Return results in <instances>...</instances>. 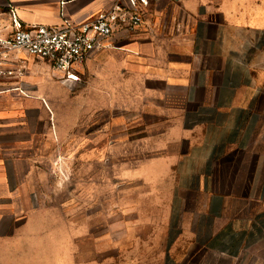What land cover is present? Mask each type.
I'll return each instance as SVG.
<instances>
[{"label":"crops","instance_id":"obj_1","mask_svg":"<svg viewBox=\"0 0 264 264\" xmlns=\"http://www.w3.org/2000/svg\"><path fill=\"white\" fill-rule=\"evenodd\" d=\"M112 1L0 0V30L10 7L24 23L59 24L62 13L84 21ZM81 68L98 109L111 79L113 106L127 94L130 117L139 111L152 127L143 136L152 153L129 175L167 191L163 253L182 238L207 264H264V0H153L138 29L115 34ZM25 96H0V223L11 229L0 237L15 236L20 223L41 228L36 150L14 134L28 129L30 111L45 122L48 113Z\"/></svg>","mask_w":264,"mask_h":264},{"label":"rangeland","instance_id":"obj_2","mask_svg":"<svg viewBox=\"0 0 264 264\" xmlns=\"http://www.w3.org/2000/svg\"><path fill=\"white\" fill-rule=\"evenodd\" d=\"M22 56L25 98H40L48 113L45 122L30 111L28 129L14 134L36 150L33 207L41 228L20 223L15 236L0 237V264H207L209 255L182 238L162 251L167 191L129 175L152 153L143 140L152 127L139 111L130 117L127 94L113 106L109 79L106 107L98 109L95 90L89 99L84 93L81 66L69 84L47 63ZM9 225L0 223V234Z\"/></svg>","mask_w":264,"mask_h":264},{"label":"built area","instance_id":"obj_3","mask_svg":"<svg viewBox=\"0 0 264 264\" xmlns=\"http://www.w3.org/2000/svg\"><path fill=\"white\" fill-rule=\"evenodd\" d=\"M153 0H113L108 8L84 21H69L62 13L59 24L24 23L9 8L10 25L0 30V96L23 89L25 59L22 55L47 63L71 84L79 80L78 68L95 51L103 49L117 33H130L144 21ZM176 22L173 31L183 33Z\"/></svg>","mask_w":264,"mask_h":264}]
</instances>
